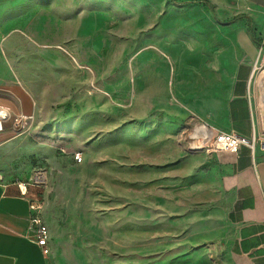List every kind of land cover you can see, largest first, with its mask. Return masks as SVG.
<instances>
[{
	"label": "rangeland",
	"instance_id": "rangeland-1",
	"mask_svg": "<svg viewBox=\"0 0 264 264\" xmlns=\"http://www.w3.org/2000/svg\"><path fill=\"white\" fill-rule=\"evenodd\" d=\"M238 1L0 0V55L29 100L16 178L46 171L48 264H220L227 190L218 153L185 140L184 54L193 9L226 25Z\"/></svg>",
	"mask_w": 264,
	"mask_h": 264
},
{
	"label": "crops",
	"instance_id": "crops-1",
	"mask_svg": "<svg viewBox=\"0 0 264 264\" xmlns=\"http://www.w3.org/2000/svg\"><path fill=\"white\" fill-rule=\"evenodd\" d=\"M237 6L241 16L226 25L213 22L204 11H191L196 18L189 23L194 28L188 30V43L194 46H189V54L184 56L194 59L189 69L194 94L186 106L214 131L251 139L254 129L259 132L258 112L261 105L264 108V71L260 73L262 82L257 84L254 72L264 39V0H239ZM9 63L0 55V105L6 108H0V114L8 111L10 117L5 126L0 119V264H48L49 255L37 245V225L32 223L40 214L49 228L51 247L55 228L44 215L47 189L29 187L26 195L21 193L18 183L35 168L25 178L20 174L21 179L16 178L12 116L25 113L29 100L16 92ZM152 74L156 78L155 69ZM74 121L69 116L58 124L69 122L73 130ZM217 159L227 190L226 209L213 234L221 250L219 263L264 264V150L257 145L253 153L241 146L236 154L218 153ZM31 201L42 203V210H32Z\"/></svg>",
	"mask_w": 264,
	"mask_h": 264
},
{
	"label": "built area",
	"instance_id": "built-area-1",
	"mask_svg": "<svg viewBox=\"0 0 264 264\" xmlns=\"http://www.w3.org/2000/svg\"><path fill=\"white\" fill-rule=\"evenodd\" d=\"M263 50L264 39L261 43L258 62L254 66V72L256 73V75L264 71ZM261 99L264 102V94ZM0 108L2 107L0 106ZM258 114L259 120L257 124L259 127V132L254 129L251 139L239 136L234 132L214 131L209 124L192 118L189 126L191 131H189L190 133L187 134L185 140L189 144H191V148H197L199 150L203 149L211 154L221 152L236 154L239 152L241 146H247L253 153L257 145H259L260 148L264 150V108L262 107V105ZM9 118L10 117L8 111H6V113H4L3 115L0 114V119L3 123V126L6 120H8ZM16 127H18L17 124ZM74 158L78 161H81V153H76ZM47 184L48 178L46 171L42 170L41 168H35L25 181H20L18 183L20 191L23 195H26L28 193L29 187H47ZM30 207L34 211H41L43 205L42 203L31 201ZM32 223L34 225H37V245L41 248V251L44 255H50L51 247L49 242L50 234L48 226L44 223L43 218L40 216V214L32 218Z\"/></svg>",
	"mask_w": 264,
	"mask_h": 264
}]
</instances>
